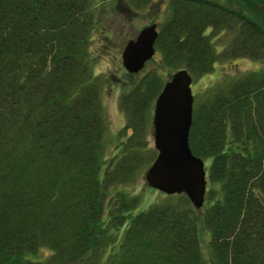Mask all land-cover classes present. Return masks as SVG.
<instances>
[{
  "label": "trees",
  "instance_id": "1",
  "mask_svg": "<svg viewBox=\"0 0 264 264\" xmlns=\"http://www.w3.org/2000/svg\"><path fill=\"white\" fill-rule=\"evenodd\" d=\"M94 1L0 0V264H264V68L193 105L189 145L208 162L202 208L174 194L139 211L118 186L134 182L164 81L152 71L121 96L133 132L103 168ZM232 2L169 0L155 42L164 61L201 75L220 59L264 60L263 0ZM222 31L233 35L219 51Z\"/></svg>",
  "mask_w": 264,
  "mask_h": 264
},
{
  "label": "rangeland",
  "instance_id": "2",
  "mask_svg": "<svg viewBox=\"0 0 264 264\" xmlns=\"http://www.w3.org/2000/svg\"><path fill=\"white\" fill-rule=\"evenodd\" d=\"M221 1H229L233 5L235 4L232 0ZM94 2L93 24L89 33L88 51L91 56V71L102 89L104 136L106 140L104 168L108 165L109 158L120 153L124 148L122 143L126 142L133 132L131 128L126 126L128 116L122 106L121 96L131 90L133 83L143 79L152 71L160 74L164 81L163 87L171 74L185 68L164 61L160 51L156 48V43L153 57L146 60L140 70L128 72L122 64V51L126 43L135 38L143 27L156 23L157 30H159L169 15V0H146L145 2H141V0H95ZM259 6L264 11V0ZM232 35L233 33L230 31H222L216 34L215 43L219 51L226 46ZM262 68H264V60H253L247 57L218 60L209 73L191 75L193 105L197 106L201 101L210 97L218 87H224L238 75ZM154 102L155 100L148 109V117L138 134V137L142 139L143 148L137 151L140 159L138 169L131 179L134 182L130 181L126 182L125 186H118L119 189L123 188L128 195L139 198L137 206L139 211L156 202L176 199L174 194H166L148 186L145 180V172L158 153L154 147L152 135ZM205 168H208V162H205ZM112 194L115 195L117 192L113 190ZM208 241V233L203 232L201 247L203 252L209 255ZM47 253L46 250H41L39 255L43 257Z\"/></svg>",
  "mask_w": 264,
  "mask_h": 264
},
{
  "label": "water",
  "instance_id": "3",
  "mask_svg": "<svg viewBox=\"0 0 264 264\" xmlns=\"http://www.w3.org/2000/svg\"><path fill=\"white\" fill-rule=\"evenodd\" d=\"M157 24L143 27L122 51L128 72L143 68L155 53ZM192 77L186 69L171 74L153 106V141L158 153L145 172L148 186L166 194H185L196 209L202 208L207 172L202 158L193 154L189 133L193 118Z\"/></svg>",
  "mask_w": 264,
  "mask_h": 264
}]
</instances>
